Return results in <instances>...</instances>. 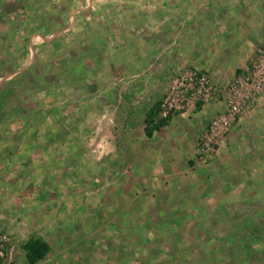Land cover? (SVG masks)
Masks as SVG:
<instances>
[{
  "label": "rangeland",
  "instance_id": "1",
  "mask_svg": "<svg viewBox=\"0 0 264 264\" xmlns=\"http://www.w3.org/2000/svg\"><path fill=\"white\" fill-rule=\"evenodd\" d=\"M263 42L264 0H0V228L15 264L29 238L50 246L36 264H264V95L195 157ZM189 68L217 94L153 120Z\"/></svg>",
  "mask_w": 264,
  "mask_h": 264
},
{
  "label": "built area",
  "instance_id": "2",
  "mask_svg": "<svg viewBox=\"0 0 264 264\" xmlns=\"http://www.w3.org/2000/svg\"><path fill=\"white\" fill-rule=\"evenodd\" d=\"M217 94V88L208 73L186 69L175 76L168 91L162 97L153 120L170 116L206 102ZM264 95V42L258 45L245 69L234 76L226 91L224 109L209 122L204 134L198 139L195 157L207 162L213 157L214 141L224 136L234 121L248 105ZM16 245L0 228V264H15Z\"/></svg>",
  "mask_w": 264,
  "mask_h": 264
},
{
  "label": "trees",
  "instance_id": "3",
  "mask_svg": "<svg viewBox=\"0 0 264 264\" xmlns=\"http://www.w3.org/2000/svg\"><path fill=\"white\" fill-rule=\"evenodd\" d=\"M157 108V106H156ZM156 110V109H155ZM155 113V111H153ZM164 121L154 124V128H158ZM22 249L25 251V257L28 264H36L41 261L50 250L49 244L39 238H29L23 245Z\"/></svg>",
  "mask_w": 264,
  "mask_h": 264
},
{
  "label": "crops",
  "instance_id": "4",
  "mask_svg": "<svg viewBox=\"0 0 264 264\" xmlns=\"http://www.w3.org/2000/svg\"><path fill=\"white\" fill-rule=\"evenodd\" d=\"M238 118H239V117H238ZM238 118H237L236 120H239Z\"/></svg>",
  "mask_w": 264,
  "mask_h": 264
}]
</instances>
